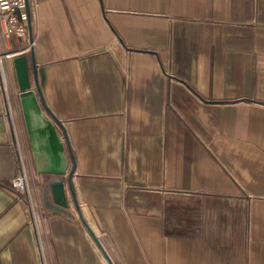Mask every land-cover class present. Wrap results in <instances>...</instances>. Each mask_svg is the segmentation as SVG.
Instances as JSON below:
<instances>
[{
  "label": "crops",
  "instance_id": "crops-1",
  "mask_svg": "<svg viewBox=\"0 0 264 264\" xmlns=\"http://www.w3.org/2000/svg\"><path fill=\"white\" fill-rule=\"evenodd\" d=\"M27 4L2 61L0 264H264V0ZM20 55L64 142L62 211ZM23 170L31 204L7 188Z\"/></svg>",
  "mask_w": 264,
  "mask_h": 264
},
{
  "label": "water",
  "instance_id": "water-1",
  "mask_svg": "<svg viewBox=\"0 0 264 264\" xmlns=\"http://www.w3.org/2000/svg\"><path fill=\"white\" fill-rule=\"evenodd\" d=\"M15 78L18 88L20 106L34 155L37 170L56 176L48 183L45 194L51 195V209L62 211L67 208L65 197L66 160L64 156V142L56 127L46 118L42 110V101L39 96L35 78L31 82L26 56L20 55L12 59ZM43 157L52 158L59 162L50 164V167L38 166V160ZM70 176L66 179L67 189H70Z\"/></svg>",
  "mask_w": 264,
  "mask_h": 264
},
{
  "label": "built area",
  "instance_id": "built-area-1",
  "mask_svg": "<svg viewBox=\"0 0 264 264\" xmlns=\"http://www.w3.org/2000/svg\"><path fill=\"white\" fill-rule=\"evenodd\" d=\"M30 26L27 0H0V84L6 82L2 61L9 56L10 41L23 38ZM8 190L22 203L31 204V195L27 190V176L21 171L7 184Z\"/></svg>",
  "mask_w": 264,
  "mask_h": 264
}]
</instances>
